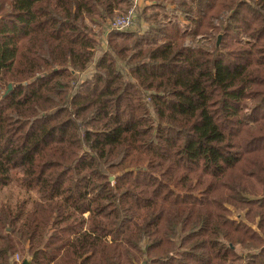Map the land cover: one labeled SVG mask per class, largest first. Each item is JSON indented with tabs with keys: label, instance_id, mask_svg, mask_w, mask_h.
I'll return each instance as SVG.
<instances>
[{
	"label": "trees",
	"instance_id": "obj_1",
	"mask_svg": "<svg viewBox=\"0 0 264 264\" xmlns=\"http://www.w3.org/2000/svg\"><path fill=\"white\" fill-rule=\"evenodd\" d=\"M133 3L0 0V264H264V0Z\"/></svg>",
	"mask_w": 264,
	"mask_h": 264
},
{
	"label": "rangeland",
	"instance_id": "obj_2",
	"mask_svg": "<svg viewBox=\"0 0 264 264\" xmlns=\"http://www.w3.org/2000/svg\"><path fill=\"white\" fill-rule=\"evenodd\" d=\"M145 2V1H144ZM144 4V3H143ZM133 6V5H132ZM143 6V5H142ZM117 17L116 15L109 19L106 22V28L109 30L110 28V22ZM138 22V19H136L135 21V25ZM133 24L132 27L133 28L135 26ZM92 33L97 37L99 36V42H100V49H98L97 55L99 56L102 53V50L104 48H107V32L100 34L101 33V29L99 26L92 24ZM127 28V29H130ZM116 31V30H113ZM100 34V35H99ZM208 38V39H206ZM202 37V36H198L197 41L200 43H207L209 46H211L213 39L210 37ZM186 44H196L193 41L187 40ZM93 67L91 66L84 74L85 75H89V73L92 71ZM85 75H81L82 77H84ZM40 197V194L38 192L37 189L34 188H30L28 186H26L23 182V177H22V173L19 170H13L12 173V178L10 180V182L4 186L0 187V210L2 209V207H10L15 209L18 205L25 203V208L30 209L34 203L35 200H38ZM23 254L17 253L14 257L15 261H17V264H21L23 262Z\"/></svg>",
	"mask_w": 264,
	"mask_h": 264
},
{
	"label": "built area",
	"instance_id": "obj_3",
	"mask_svg": "<svg viewBox=\"0 0 264 264\" xmlns=\"http://www.w3.org/2000/svg\"><path fill=\"white\" fill-rule=\"evenodd\" d=\"M145 0H134L133 6L130 8V10L121 15L115 17L110 22V28L109 30H116V31H122L127 28H130L135 25V21L138 16V8H140Z\"/></svg>",
	"mask_w": 264,
	"mask_h": 264
},
{
	"label": "water",
	"instance_id": "obj_4",
	"mask_svg": "<svg viewBox=\"0 0 264 264\" xmlns=\"http://www.w3.org/2000/svg\"><path fill=\"white\" fill-rule=\"evenodd\" d=\"M221 37H222V36L220 35L219 38H218V43L220 42ZM12 87H13V84L10 83V84H9V89L7 90V92H8L10 89H12ZM30 262H31V259H30V258H26V259L23 260V262H22L21 264H30Z\"/></svg>",
	"mask_w": 264,
	"mask_h": 264
},
{
	"label": "crops",
	"instance_id": "obj_5",
	"mask_svg": "<svg viewBox=\"0 0 264 264\" xmlns=\"http://www.w3.org/2000/svg\"><path fill=\"white\" fill-rule=\"evenodd\" d=\"M146 1V0H145ZM149 2V1H148ZM138 17V16H137Z\"/></svg>",
	"mask_w": 264,
	"mask_h": 264
}]
</instances>
